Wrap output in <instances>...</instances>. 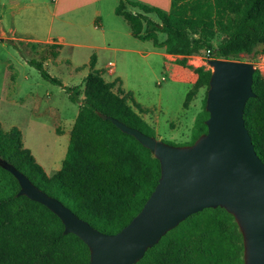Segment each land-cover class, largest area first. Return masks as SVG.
Here are the masks:
<instances>
[{
	"label": "trees",
	"instance_id": "16d2710c",
	"mask_svg": "<svg viewBox=\"0 0 264 264\" xmlns=\"http://www.w3.org/2000/svg\"><path fill=\"white\" fill-rule=\"evenodd\" d=\"M113 12L125 20L133 37L180 56L174 59L178 64L200 51L215 59L264 53V0H170L168 11L137 0H117ZM157 32L164 34L160 41ZM218 32L223 37L213 45ZM55 54L50 51L52 57ZM28 63L77 103L66 150L59 169L47 175L22 146L19 129L0 126V159L94 229L115 233L141 208L156 184L159 165L147 148L98 113L150 136L153 128L132 109L131 93L118 87L113 90L114 80L105 81L93 68V55L81 86L63 85L46 72L42 60ZM192 72L194 79L181 103L184 108L199 87L206 91L210 69L200 65L192 67ZM251 91L242 119L253 150L264 164V74L257 68ZM204 99L205 94L193 118L189 143L205 131ZM17 190L14 177L0 167V264H87L86 245L74 234L63 233L55 214L16 195ZM133 264H242L241 235L223 208H203L166 231Z\"/></svg>",
	"mask_w": 264,
	"mask_h": 264
},
{
	"label": "water",
	"instance_id": "95a60500",
	"mask_svg": "<svg viewBox=\"0 0 264 264\" xmlns=\"http://www.w3.org/2000/svg\"><path fill=\"white\" fill-rule=\"evenodd\" d=\"M206 63L205 131L190 144L165 143L98 113L147 148L159 165L156 184L141 208L115 233L94 229L0 159V167L17 182L16 195L45 206L58 217L63 233L74 234L86 245L87 264H133L185 217L214 207L229 213L240 232L242 264H264V164L242 119L244 103L253 96L254 67L232 59L210 58Z\"/></svg>",
	"mask_w": 264,
	"mask_h": 264
},
{
	"label": "rangeland",
	"instance_id": "374dc122",
	"mask_svg": "<svg viewBox=\"0 0 264 264\" xmlns=\"http://www.w3.org/2000/svg\"><path fill=\"white\" fill-rule=\"evenodd\" d=\"M52 1L15 0L0 7L3 12L0 13V28L4 31H0V126L3 129L11 126L19 128L22 146L31 152L36 162L44 166L47 160H56L53 168L45 167L47 174L60 165L77 103L71 102L60 86L41 78L28 60H42V66L50 76L63 85H76L77 79L86 71L88 50L74 47L71 43L78 40L81 44H87L99 39L98 30L92 31L85 26L93 18L89 9L81 15H76V11L55 15ZM101 17L110 27L115 16L104 4ZM48 30L54 40L61 38L60 42H56V47H49L51 42L35 43L27 39L32 36L44 38ZM88 37L91 39L88 40ZM163 37V33L157 32L158 41ZM222 37L221 33H216L212 44L216 45ZM112 44L117 46L116 42ZM132 47L139 54L132 55L133 69L129 78L139 79V82L142 80L141 95L146 99H159L163 110L160 119L154 117L156 129L152 136L168 144L187 145L191 140L193 118L202 108L205 87L201 86L195 91L185 108L181 103L194 79L192 67L202 65L210 69L206 63L210 58L206 57L205 51H200L198 55L187 56L184 64H178L174 59L180 56L171 55L161 59L156 53H151L154 49L150 42L140 41ZM50 51H55V56L58 53L55 61ZM121 56L119 51H104L98 67L103 68V64L109 60L118 68ZM232 60L249 62L264 74V53L240 54ZM23 75L26 79H23ZM161 76L163 80H160ZM82 80L78 85H82ZM157 80L159 84H156ZM112 89L116 88L113 86ZM32 90L38 96L37 103L25 95L26 91L32 94Z\"/></svg>",
	"mask_w": 264,
	"mask_h": 264
},
{
	"label": "crops",
	"instance_id": "0c3cea01",
	"mask_svg": "<svg viewBox=\"0 0 264 264\" xmlns=\"http://www.w3.org/2000/svg\"><path fill=\"white\" fill-rule=\"evenodd\" d=\"M8 1H15V0H0V7H4L5 3ZM140 2H143L150 6H155L160 8L163 11H168L170 6V0H137ZM52 12L56 14H65L69 12H77L76 15H81L83 12L86 13V9H89L92 13V20L87 22L85 24L87 29H91L92 31H99V39H94L88 42L87 44H81L78 40L74 43H71L74 47H81L87 49V57L89 58L90 55H93L94 57V63L93 68L98 70L100 75L105 81H113L114 80V87H119L123 91H129L131 93V97L133 99V102L135 103L131 105L132 109L138 113V115L149 125L153 128V130L156 129L155 126V120L160 119V115L163 114V110L161 107V103L159 99H146L141 95L143 90V82L142 80L139 82V79H130L129 75L133 69L132 66V55L133 54H139V51H137L135 48H133V45H136L137 42H140L139 39L133 37L130 34L129 27L125 20L119 16L116 15L113 12L114 6L117 3V0H53L52 1ZM104 4L107 5V9L113 13L115 16L112 20V25L110 27L106 26V23L101 17L102 8L104 7ZM129 9V8H127ZM131 11H134L131 9ZM0 13L2 14V10H0ZM120 18L122 21H120ZM0 31L4 32L2 28H0ZM30 41H33L35 43H45V42H51L56 43L60 42L61 38L58 37L56 40L50 36V30L47 31L44 38H35L32 36L31 38H27ZM88 40L91 39L90 37L87 38ZM162 40V39H161ZM145 42H150L149 40H143ZM142 41V42H143ZM160 41V40H159ZM116 42L117 46H113L112 43ZM139 44V43H138ZM152 46V52L156 53L159 58H169L172 54H166L164 52V49L162 46ZM119 51L122 53V61L120 62V66L117 68L115 66V63L112 61H107L103 64V68H99V58L101 55H103L104 51ZM58 57V53L55 57L52 58L53 61L56 60ZM88 61V59L86 60ZM87 63V62H86ZM76 68V67H75ZM75 70V69H74ZM147 71V70H146ZM171 71H174V66L171 64ZM88 72V67L86 65V71L77 79L76 84H78L83 77ZM11 75V73H10ZM10 77V76H9ZM8 77V78H9ZM23 79H26V76L23 75ZM160 80H163V77L161 76ZM160 81H156V84H159ZM26 91L25 95L28 99L32 100L34 103L38 102V96L35 93V90ZM24 95V96H25ZM78 108V106H77ZM77 112V111H76ZM76 115V114H75ZM75 117V116H74ZM168 117V116H165ZM74 120V119H73ZM193 122V121H192ZM71 127V126H70ZM19 129V128H18ZM70 129V128H69ZM20 131V130H19ZM69 132V130H68ZM68 142V138H67ZM67 146V143H66ZM66 150V148H65ZM31 153V152H30ZM65 153V152H64ZM33 156V155H32ZM64 156V154H63ZM63 156L61 158V161L63 159ZM34 158V157H33ZM35 160V158H34ZM36 162V160H35ZM38 163V162H37ZM54 163H56V160L49 159L45 162L44 166L41 163H38L43 171L45 172V167L47 168H53ZM61 164V162H60ZM56 168V170H58ZM54 170V171H56ZM46 173V172H45ZM53 173V172H52ZM47 174V173H46ZM51 174V173H50ZM47 174V175H50Z\"/></svg>",
	"mask_w": 264,
	"mask_h": 264
},
{
	"label": "built area",
	"instance_id": "2783aa9c",
	"mask_svg": "<svg viewBox=\"0 0 264 264\" xmlns=\"http://www.w3.org/2000/svg\"><path fill=\"white\" fill-rule=\"evenodd\" d=\"M207 54H208V52H207V51H205V55H206V57H207Z\"/></svg>",
	"mask_w": 264,
	"mask_h": 264
}]
</instances>
